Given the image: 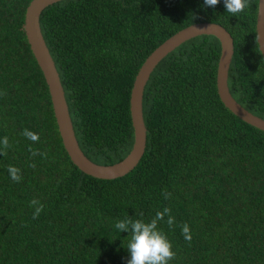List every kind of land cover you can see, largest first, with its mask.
Listing matches in <instances>:
<instances>
[{
  "label": "trees",
  "instance_id": "obj_1",
  "mask_svg": "<svg viewBox=\"0 0 264 264\" xmlns=\"http://www.w3.org/2000/svg\"><path fill=\"white\" fill-rule=\"evenodd\" d=\"M32 0H0V264H127L130 217L158 222L169 264H264V130L240 119L217 89L220 40L190 38L162 58L144 88L146 148L129 173L104 179L70 159L24 19ZM259 0L241 13L203 0H60L40 16L74 135L100 165L131 151V90L146 58L179 30L216 22L234 39L228 86L264 119ZM25 130L39 136L29 140ZM19 170L13 181L9 167ZM36 200V204L31 201ZM43 206L36 218V209ZM169 215L173 223L168 224ZM189 225L191 240L182 227Z\"/></svg>",
  "mask_w": 264,
  "mask_h": 264
},
{
  "label": "water",
  "instance_id": "obj_2",
  "mask_svg": "<svg viewBox=\"0 0 264 264\" xmlns=\"http://www.w3.org/2000/svg\"><path fill=\"white\" fill-rule=\"evenodd\" d=\"M60 0H32L26 10L24 30L30 48L40 66L46 80L52 100L54 115L61 135L63 145L71 161L82 171L95 177L114 179L133 170L140 162L146 148V126L143 117L144 88L150 75L159 61L169 52L186 40L202 34L216 36L221 43V55L217 71V89L222 102L240 119L264 130V119L243 107L231 94L228 86L229 68L234 54V39L229 31L216 22L193 23L161 43L144 61L140 67L131 90L130 112L134 128V144L130 153L120 162L112 165H100L90 160L82 151L74 135V128L70 116L64 89L55 62L44 40L40 16L43 10ZM261 34L259 49L264 58V0H259L256 20V36Z\"/></svg>",
  "mask_w": 264,
  "mask_h": 264
},
{
  "label": "clouds",
  "instance_id": "obj_3",
  "mask_svg": "<svg viewBox=\"0 0 264 264\" xmlns=\"http://www.w3.org/2000/svg\"><path fill=\"white\" fill-rule=\"evenodd\" d=\"M221 3V0H203V7L213 8ZM225 6V12L231 13L233 16L244 11L248 6L249 0H223ZM261 46V34L256 36ZM24 135L31 141L35 142L39 139V136L31 131L25 130ZM0 144L4 147L8 146V139L5 137L0 140ZM10 177L13 181L19 182L21 176L19 170L16 167L10 166ZM32 204H36L37 201H31ZM43 206L41 205L36 209L33 218H36L41 212ZM169 209H165L164 213L158 212L150 221H144L142 219H132L126 217L115 222L114 228L119 230L120 233L127 232L131 238L127 244V251L130 258L127 260V264H169L174 258L175 252L173 250V243L168 238L167 234L159 229L158 222L164 219V214H168ZM168 224L171 225L174 221L169 215ZM182 234L187 241L191 240V232L189 225L185 224L182 227Z\"/></svg>",
  "mask_w": 264,
  "mask_h": 264
},
{
  "label": "bare ground",
  "instance_id": "obj_4",
  "mask_svg": "<svg viewBox=\"0 0 264 264\" xmlns=\"http://www.w3.org/2000/svg\"><path fill=\"white\" fill-rule=\"evenodd\" d=\"M158 65V64H157Z\"/></svg>",
  "mask_w": 264,
  "mask_h": 264
}]
</instances>
